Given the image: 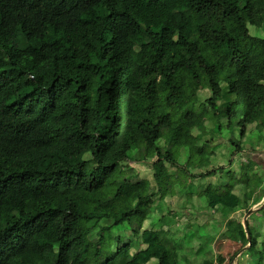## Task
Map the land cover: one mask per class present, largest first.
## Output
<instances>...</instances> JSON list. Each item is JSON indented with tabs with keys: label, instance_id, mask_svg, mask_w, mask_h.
Here are the masks:
<instances>
[{
	"label": "trees",
	"instance_id": "trees-1",
	"mask_svg": "<svg viewBox=\"0 0 264 264\" xmlns=\"http://www.w3.org/2000/svg\"><path fill=\"white\" fill-rule=\"evenodd\" d=\"M250 27L264 0H0V264H214L156 209L187 178L181 150L207 149L193 134L206 120L238 128L234 154L264 130V37ZM199 197L240 209L233 187ZM246 224L226 235L264 264Z\"/></svg>",
	"mask_w": 264,
	"mask_h": 264
},
{
	"label": "rangeland",
	"instance_id": "rangeland-1",
	"mask_svg": "<svg viewBox=\"0 0 264 264\" xmlns=\"http://www.w3.org/2000/svg\"><path fill=\"white\" fill-rule=\"evenodd\" d=\"M251 33L255 36L264 37V27L261 29L251 28ZM222 87L224 89V94H223L222 100L219 102V106H220L219 114L220 115L221 113H224V111L226 110L225 108L227 107L229 103H231L233 99V96L229 94L228 85L226 83H223ZM210 95L211 93L208 90H205L203 93H201V97L203 100L202 102L205 103V99L209 98ZM219 114L218 116H220ZM226 122H227V119L226 121H224L220 119V117L216 118L215 121L208 119L205 121L204 133H201L199 130L194 129L193 131L194 136L200 137L199 144L201 146H205V144L208 143L209 145L206 147L207 149L203 151L202 153L197 150L195 151H192V150L186 151L185 149L181 150L180 157L179 158L176 157V160L180 163L179 169L182 171V173H184V176H187V178H185L183 181V178H182L183 176H179L180 179L177 182L182 183L183 181L184 183L176 189V195L174 197L173 196L167 197L166 199L159 201V205H157V209H156L157 213L158 214L162 213L163 215L166 216L165 220L163 221L164 225L160 226V228H164V230H169V231L171 230L172 231L181 230L182 232L185 231L186 234H188L189 236H193L194 238H196L195 244L203 243L202 238L198 236L199 231H200L199 225L205 226V225H211L213 223L215 226H217L218 224L227 222V218L221 217V216L219 217L215 215V211H217L216 209L217 206L215 205L209 204V208L207 207V209H204L205 210L204 212L199 211L203 216L199 215V217H197L198 215L197 213L191 212V213H194L196 217H191L190 219H187L185 214L182 211L175 210L178 207V204L181 203L182 201L184 202L185 200L187 201L189 200L191 202L192 200H194L195 203H197L198 197L196 196L197 195L199 196L200 192L203 191L202 190L203 187L200 188V186L198 185L199 182H203L205 183V186H207V183H209L208 182L209 178H213L214 176H217L219 169L221 168L230 169L233 167L232 170H235V171L239 169L241 170L242 178L240 180H242V182L245 183L246 185L250 186L249 191H256V188L260 187L259 184L261 183L262 185L261 195L262 196L264 195V169L263 168L261 169L259 168L258 170H252V169H249L244 164H235V163L232 164L231 161H229V160L234 159L235 157V156L230 157L231 153L232 154L235 153V148L234 146H232L231 141H238V140L240 141V139H239L238 128L236 126H234L233 129L229 128L228 122L227 123ZM215 125L217 127H215L214 129ZM219 128H222V130L220 131ZM254 128L255 127H252V129L250 131L248 130L247 132V137L245 138L246 142H244L246 147L244 149L248 151L247 154H249V156H252L255 160H258V158H257V153L253 151L254 147L261 150L259 163H261L264 166V152H263L264 151V130L262 132H255ZM159 146L161 148L164 147V143L160 142ZM175 155H177V153ZM213 155L215 158V162H212ZM122 165L124 167L130 166V164L126 163L125 161L122 162ZM135 166L136 168L141 170L139 172L141 179L150 180L152 189L156 188L155 182L153 181L151 177H149L148 173L145 171V167L143 169L142 168L140 169L139 168L140 165H135ZM166 167L168 168L167 170L169 171V173L175 174L178 172L177 165L173 167L170 163H166ZM213 171H217V173L213 174ZM210 172H212V174H210ZM208 173L209 175H207ZM191 174H194L197 177V179H200V180H196V179L193 180L189 178V183H188L187 179H188V176ZM226 174L227 172L225 170L224 174L221 176H224V177L227 176L228 180L226 182H230V183L235 182L238 178L241 177L236 172H233L230 175H226ZM201 175H207V177L205 179L198 178ZM207 178L208 180L206 181ZM211 180L214 183V179H211ZM215 181L217 182L218 179ZM240 190H237L235 193L239 194ZM183 195H188V197L185 199ZM171 203L177 206V207H173V206L171 207V212H174L175 214L174 213L172 214L171 212H169L168 204H171ZM164 206H167V210L165 213H164V208H163ZM254 209H256V207ZM262 209L263 211H261L259 214L256 213L259 211L258 209H256V211L254 212L256 214L253 213L254 215L250 218L248 222L253 236L258 235L260 237V233L264 235V206L262 207ZM217 213L219 212L217 211L216 214ZM246 213H247V210L243 212L240 211L235 215V218L238 221L243 222L245 221L244 216L246 215ZM182 214L184 215V219H183ZM207 216H209L211 221L209 220ZM188 223L193 224L194 226L191 228H188L187 226ZM127 230H128L127 228H121L120 232H127ZM204 230H206V228ZM225 231H226V226L224 225H220L218 227V232H215L214 229L211 228L208 232V235L210 236L208 239L209 241L207 240L210 244L209 246H212V248L215 251H217V253H221V256H223V258L226 260L224 264H248V263L251 264L250 262L252 260L251 256L249 254L241 255L240 249L242 245L239 244L238 242L227 239L224 235ZM202 234H205V232H202ZM95 235H96V231L92 232L91 238H93ZM262 240H264V236H262ZM138 241H139V244L136 246V248H134V251L141 250L144 248V245L140 242V239ZM248 246L249 245H247V247ZM213 255L216 261L217 254L215 255V253H213ZM141 259L144 261L145 259L144 254H142ZM132 264H135V263H132ZM185 264H187L186 261H185Z\"/></svg>",
	"mask_w": 264,
	"mask_h": 264
},
{
	"label": "crops",
	"instance_id": "crops-1",
	"mask_svg": "<svg viewBox=\"0 0 264 264\" xmlns=\"http://www.w3.org/2000/svg\"><path fill=\"white\" fill-rule=\"evenodd\" d=\"M244 142H246L245 141V139L243 140V142H242V144H243V146H244V148L246 147L245 146V143ZM255 149H257V148H255L254 147V149H253V151H255ZM260 151V152H259ZM256 153H257V158H258V160H255L252 156H249V154H247L248 153V151H246L245 149L244 150H242V152H240V153H236V154H232L231 153V155H230V157H234V159H232V160H229V161H231V163L232 164H244L245 166H247L249 169H252V170H258L259 168L261 169V168H263L264 169V166L261 164V163H259V160H260V155H261V150H259V149H257L256 151H255ZM264 152V151H263ZM212 159H213V161L212 162H215V158H214V155H213V157H212ZM255 161V162H254ZM250 164H253V167H251L250 166ZM236 167V166H235ZM238 167V166H237ZM239 167H240V165H239ZM233 168V167H232ZM232 168H230V169H223V168H221V169H219L218 170V175L217 176H214L213 178H209V183H207V186H213V188H214V190H217V191H221L222 189H224V187H233V191H234V193L237 191V190H240V192H239V194H237V193H235V194H237L239 197H240V199H241V201H240V209L237 211V212H233V211H219V210H217L219 213H217L216 214V212L217 211H215V215H217V216H221V217H225V218H227V222L229 221V220H231V219H236L235 218V215L238 213V212H243V211H245V210H247V213H249L250 211H252V214H250L248 217H247V213H246V215L244 216V218H245V221H243L242 223H243V225L245 226V222L246 223H248L249 222V220H250V218L254 215V214H259L261 211H263V209H262V207L264 206V195L262 196L261 195V188H262V185H261V183L259 184V186L260 187H257L256 188V191H249V188H250V186L249 185H246L245 183H243L242 182V180H240L241 178H242V175H241V170L239 169V170H237V171H235V170H232ZM212 169V168H211ZM226 170V172H227V174L226 175H230V174H232L233 172H236L237 174H239L241 177L240 178H238L235 182H232V183H230V182H226L227 180H228V177L227 176H221V175H223L224 174V171ZM215 173H217V171H214ZM214 174V173H213ZM211 179H214V183L212 182V180ZM218 179V181L216 182L215 180H217ZM196 180H200V179H196ZM208 180V178L206 179V181ZM202 181V180H201ZM198 185L200 186V188L201 187H203V189L202 190H204L205 189V183H203V182H199L198 183ZM197 195V194H196ZM196 197H198L197 198V203H195V201L194 200H192V202L191 201H187V200H185L184 202L182 201L181 203H179L178 204V207L176 206V205H174V204H168L169 205V212H171V207L173 206V207H177L175 210L176 211H182L184 214H185V216H186V218L187 219H190L191 217H196V215L194 214V213H191V212H195V213H197L198 215H197V217H199V215L200 216H203L200 212H204L205 210L204 209H207V205H206V202H204V201H206L205 199H203L202 197L200 198L198 195L196 196ZM186 202H187V204H186ZM187 205V206H186ZM159 207V206H158ZM256 207V209H258L259 211L258 212H256V213H254L255 211H256V209H254ZM164 208V213L166 212V210H167V206H164L163 207ZM254 209V210H253ZM200 211V212H199ZM172 214L174 213V212H171ZM181 213V212H180ZM254 213V214H253ZM175 214V213H174ZM225 216H224V215ZM183 215V214H182ZM214 216V215H213ZM260 216V215H259ZM208 218H209V216H207ZM215 217V216H214ZM234 217V218H233ZM246 217H247V219H246ZM183 219H184V215H183ZM209 220L211 221V219L209 218ZM237 220V219H236ZM171 221V220H170ZM238 221V220H237ZM257 221V220H256ZM256 221H254V222H256ZM172 222V221H171ZM226 222V223H227ZM238 222H240V221H238ZM226 223H221V224H218L217 226H215L213 223L211 224V225H205V226H201V225H199V235L198 236H200L201 238H202V241H203V246H205L210 252H213V253H215V255L217 254V258H216V261H215V264H224L225 262H226V260L223 258V256H221V253H217V251H215L213 248H212V246H209L210 244H209V235H208V232H209V230L212 228V229H214V231L215 232H218V227L220 226V225H224V226H226ZM249 224V223H248ZM187 226H188V228H191V227H193L194 225L193 224H190V223H188L187 224ZM206 228V230H204ZM249 228H250V225H249ZM227 229V228H226ZM246 230H247V224H246V228H245ZM251 229V228H250ZM204 230V231H203ZM202 232H205V234H202ZM194 235V234H193ZM225 237L227 238V239H230V240H232V241H235V242H238L239 244H241L242 245V247H241V249H240V252H241V255H246V254H249V252H248V247L247 246H244V244L243 243H241L237 238H235V237H230V236H228V235H226V231H225ZM262 236H264V235H262L261 233H260V237H258V242H259V246L258 247H260V249H262V248H264V240H262ZM208 240V241H207ZM208 243H207V242ZM221 260L223 261L222 263H221ZM187 262V261H186ZM182 263H184L185 264V261L183 260L182 261Z\"/></svg>",
	"mask_w": 264,
	"mask_h": 264
},
{
	"label": "water",
	"instance_id": "water-1",
	"mask_svg": "<svg viewBox=\"0 0 264 264\" xmlns=\"http://www.w3.org/2000/svg\"><path fill=\"white\" fill-rule=\"evenodd\" d=\"M250 214H252V211H250V212L248 213L247 217H248ZM247 217H246V219H247ZM245 228H246V222H245Z\"/></svg>",
	"mask_w": 264,
	"mask_h": 264
}]
</instances>
